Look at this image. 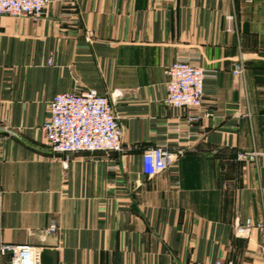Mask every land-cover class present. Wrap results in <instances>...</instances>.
I'll return each mask as SVG.
<instances>
[{"label": "crops", "instance_id": "0c3cea01", "mask_svg": "<svg viewBox=\"0 0 264 264\" xmlns=\"http://www.w3.org/2000/svg\"><path fill=\"white\" fill-rule=\"evenodd\" d=\"M179 58L207 74L199 108L165 103ZM85 90L109 100L121 151L47 146L49 102ZM154 146L175 157L146 176ZM4 245L40 248L41 264H264V0H49L37 20L0 15L9 264Z\"/></svg>", "mask_w": 264, "mask_h": 264}, {"label": "built area", "instance_id": "2783aa9c", "mask_svg": "<svg viewBox=\"0 0 264 264\" xmlns=\"http://www.w3.org/2000/svg\"><path fill=\"white\" fill-rule=\"evenodd\" d=\"M49 0H0V15L41 18ZM242 65L233 73L241 75ZM165 103L175 109L199 108L203 98L205 70L179 58L166 68ZM49 117L42 126L44 139L52 152L73 154L78 152L121 151V128L113 114L109 100L93 90L56 94L48 105ZM253 153L239 154V159H252ZM174 154L165 146H154L142 153V173L153 176L163 172L174 159ZM252 224H237V236L248 234ZM259 227V226H258ZM55 223L48 230L55 232ZM1 251L9 252V264H41V249L33 246H7ZM200 264H235L232 261L215 260Z\"/></svg>", "mask_w": 264, "mask_h": 264}, {"label": "trees", "instance_id": "16d2710c", "mask_svg": "<svg viewBox=\"0 0 264 264\" xmlns=\"http://www.w3.org/2000/svg\"><path fill=\"white\" fill-rule=\"evenodd\" d=\"M10 254V253H9Z\"/></svg>", "mask_w": 264, "mask_h": 264}]
</instances>
